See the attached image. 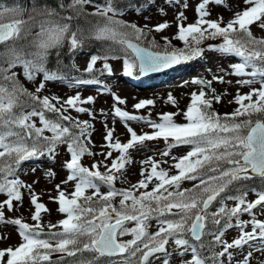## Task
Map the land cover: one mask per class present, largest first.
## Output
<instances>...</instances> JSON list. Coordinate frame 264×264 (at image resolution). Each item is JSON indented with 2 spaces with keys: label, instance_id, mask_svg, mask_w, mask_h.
Listing matches in <instances>:
<instances>
[{
  "label": "snow or ice",
  "instance_id": "6c2138e0",
  "mask_svg": "<svg viewBox=\"0 0 264 264\" xmlns=\"http://www.w3.org/2000/svg\"><path fill=\"white\" fill-rule=\"evenodd\" d=\"M166 3L175 7L179 0ZM223 3L201 0L191 24L184 23L187 17L183 11L177 12L174 35L183 42L182 48L172 45L169 37L162 38L163 45L149 39L153 31L160 33L170 27L166 21L142 28L117 19L124 8L115 0H57L55 6L46 0H32L31 8L0 5V224L15 227L21 237L17 247L0 250V264H51L54 254L65 264H172L173 256L180 264H251L254 252L264 254V221L257 219V213L264 215V37L252 32L253 26L264 30V0H243L245 6L226 23L222 18L208 19V6ZM86 5H95L94 11L85 12ZM180 6L187 8V4ZM80 20L91 26L86 30ZM92 41L110 43L89 55L84 71L92 78L75 77L77 88L100 85L96 72L113 75L110 60H122L125 77L163 72L203 58L205 51L238 57L239 62L229 69H218L210 82L200 78L190 81L200 90L190 94L186 109L159 114L155 121L150 114L146 117L123 110L118 105L126 101L112 95V116L124 125L129 138L121 142L114 128L106 125V145L101 146L106 150L97 154L88 147L92 124L77 118L80 114L95 118L96 112L85 107L94 104L95 98H84L79 91L66 99L40 95L48 82L67 78L59 62L62 50L74 55ZM205 41L222 42L205 48ZM53 51L57 71L46 67ZM101 61L102 67H98ZM16 68L21 71H14ZM21 75L35 84L34 92L23 87L18 79ZM228 76L237 77L235 83L250 91H237V107L221 115L213 104L222 102V95L211 84H231L225 79ZM256 84L259 88L252 87ZM98 90L108 94L107 89ZM154 103L152 99L140 100L133 108L141 110ZM165 103L177 106L172 94ZM100 114L107 115L103 110ZM177 115H182L185 123H177ZM37 119L39 126L34 122ZM129 121L140 122L151 131L138 134ZM161 140V159L149 156L140 161L142 178L138 183L128 189L115 187L133 162L130 150H144L145 142ZM61 146L70 155L62 165L68 175L61 183L72 182L74 188L66 193L56 185L57 196L50 199L65 218L58 224L49 223L45 231L42 213L50 210L38 202L33 185L24 184L19 174L28 161L48 159L54 163ZM181 146L189 150L182 157L173 156L172 151ZM85 155H101L103 160L85 167L81 160ZM164 164L168 168L161 167ZM100 166L106 170L99 171ZM171 169L176 174H171ZM42 175L54 177L48 170ZM257 180L258 185L247 183ZM185 182L192 186L184 187ZM89 190L91 194H87ZM24 191L34 210L33 224L5 216V209L14 211L22 206ZM249 192L256 197L252 201L247 199ZM117 197L118 206L113 204ZM228 201L234 206L229 207ZM245 214L249 220L242 219ZM152 221L156 230L149 232ZM129 223L134 226L129 227ZM249 225L251 231H246ZM232 228L239 236L228 242L223 237ZM124 236L132 238L123 241L120 238ZM245 246H249L246 255L236 260L235 250L243 253ZM217 247L221 250L216 251Z\"/></svg>",
  "mask_w": 264,
  "mask_h": 264
},
{
  "label": "rangeland",
  "instance_id": "374dc122",
  "mask_svg": "<svg viewBox=\"0 0 264 264\" xmlns=\"http://www.w3.org/2000/svg\"><path fill=\"white\" fill-rule=\"evenodd\" d=\"M157 4L152 8L145 10L143 12H133V11H124L122 16H118L121 20H124L127 23H135L140 27H144L147 24L150 28L152 26L158 25L159 23L168 22L170 27L166 30H163L160 33L152 32L149 36V39H155L159 44L163 41V37L171 38V43L175 47L181 46V41L175 38V33L177 32V21L176 14L177 12L183 11L184 15L187 17V20L184 21L185 24L194 23L197 18L195 13V8L201 0H179V4L175 7L170 6L166 3V0H156ZM187 4V8L184 9L180 5ZM245 5L243 0H224L223 6H217L210 4L208 10L210 11V16L208 19L216 20L222 18L223 22H227L233 17L234 12L241 10ZM161 9L163 11H161ZM148 18V19H145ZM127 20V21H126ZM252 32L256 37H264V30L253 26ZM222 41H205L203 47L207 48L205 45L217 44ZM165 43V41H164ZM233 56H223L214 51H205L203 53V58H198L191 62H186L181 65H177L174 69L169 72H166L167 75L161 78L163 72H159L156 75H146V76H136L125 77L122 75V60H110V67L113 69V75L103 77V80H100L102 84L95 86H90L87 88H77L76 85L72 83L64 84L60 81L48 82L45 90L40 93L42 96H56L61 99H66L70 96L76 95L77 91L79 94L87 98L89 96L95 98L94 104L85 105V107L91 108L96 112V116L93 119H90L86 114H80L77 118L79 120H89L92 124L90 143L88 147L94 153L99 154L102 151H105L106 148H102V145H106L104 139L107 128H114L115 137L119 138L121 142H127L129 134L120 122L118 118L114 119L112 116V105L113 99L112 95H117L120 98L124 99L126 103L124 105H118L123 110L128 111L130 114L142 115L148 117L150 114V119L157 120L159 114L163 113H175L178 110H185L187 105L190 102V94L192 92H198L200 89L198 86L190 83L193 79L200 78L205 81H212V76L218 73V69H229V66L233 63H236L233 60ZM89 62L88 55H82L74 63L75 66L79 69H85L87 63ZM102 61L98 62V67H102ZM188 67V68H187ZM186 69V70H185ZM225 79L231 80V84L227 83H218L212 82L211 87L216 89L218 94L222 95V102H218L216 108H220L223 113H231L234 110V107L237 105L234 102V96L239 91L240 94H247L250 89L249 87H239L235 81L237 77L228 76ZM39 78L37 83H39ZM104 88L108 90V94H104L102 91L98 90L99 88ZM252 87L259 88V84L253 85ZM169 94H172L174 99L177 101V106L171 104H166L165 100ZM152 99L154 100L153 106H146L144 109L135 110L133 106L140 100ZM232 101V102H230ZM246 103V102H245ZM214 107V105H213ZM101 110L107 115H101ZM70 114L77 116L74 111L70 110ZM177 123H185V120L182 115H177L174 117ZM34 122L39 126V121L34 120ZM129 125L138 133L150 132L151 129L143 125L140 122L129 121ZM48 134V133H45ZM147 148L140 151L130 150L132 152V163L126 166L124 170V175L122 180L115 182V187L118 189H128L133 184H137L141 177V164L140 161L146 159L149 156H153L154 159L160 160L161 157L158 155V149L162 150L164 147V142L161 141H152L145 142ZM189 150L187 146H181L172 151V155L176 157H182ZM154 153H157L154 155ZM117 153L113 152V157ZM70 155L66 153L64 146L59 147L57 155L55 156V162L51 163L48 159H41L39 161L32 160L25 162L22 166V171L19 174V179L27 185H33L35 194L38 197V202L43 203L49 212L42 213V223L45 228L49 223L58 224L61 219H64L65 216L58 212V204L53 202L50 197L57 196L56 185H60L61 189L66 193H70L74 184L69 182L68 184H62V181H65L68 172L62 167L68 160ZM169 163H174L170 158ZM82 164L85 167L91 168V165L94 162H99L103 160V156L96 155L95 157L85 155L81 158ZM148 167V166H145ZM161 167L168 168V164L161 165ZM33 168L35 171L33 172ZM48 170L54 173L52 179H46L42 172ZM99 171L103 172L106 169L103 166H100ZM171 174H176L175 169L170 170ZM34 181H39L38 183L33 184ZM151 187V185H150ZM184 187H191V185H184ZM106 189L102 188L101 191ZM135 191V190H134ZM143 191V190H141ZM87 194H91V191ZM23 201L22 206L18 207L14 211H8L5 209V216L8 219L20 218L24 222L33 224L31 220V215L33 214L32 206L29 203V195L27 191L22 193ZM256 197L254 194H248L247 199L249 201L254 200ZM3 200V197L0 196V201ZM113 204H119V197L113 200ZM229 207L234 206L233 202H227ZM242 219L249 220V216L245 214ZM257 219L264 221V215L257 213ZM134 226L130 224L129 227ZM156 230V222L152 221V226L149 228V232H154ZM246 231H251V225L246 228ZM0 236L4 237L0 239V250L7 249L9 247L15 248L21 243V237L18 235V231L15 227L10 225L0 224ZM239 236L237 229L232 228L228 229L223 237L224 240L231 242ZM131 236H124L120 239L123 241L131 239ZM172 250V246L169 245V251ZM221 249L218 248V251ZM249 250V246H245L243 253L239 249L236 251V260H241L243 255H246ZM239 251V252H238ZM60 257L59 254H54L50 259ZM261 261H264V254L260 252H254L251 264H260ZM154 264H158L157 261H154ZM172 264H180L179 258L176 256L172 257ZM227 264V262H226Z\"/></svg>",
  "mask_w": 264,
  "mask_h": 264
},
{
  "label": "trees",
  "instance_id": "16d2710c",
  "mask_svg": "<svg viewBox=\"0 0 264 264\" xmlns=\"http://www.w3.org/2000/svg\"><path fill=\"white\" fill-rule=\"evenodd\" d=\"M41 3L45 2V0H40ZM46 2L52 6L56 5L57 0H46ZM65 2H67V0H65ZM97 2H102V0H97ZM117 6L124 8L125 10H138V9H142L143 7H150L153 2V0H115ZM0 5H4V6H16V5H20V6H25L27 8H31L32 6V0H0ZM93 9H89L88 5L85 6V12H92L94 11L95 5H91L90 6ZM26 18V15H25ZM117 19H120L118 17H116ZM90 20H92L94 22V18L89 17ZM78 23L81 24L82 27H84L86 30L87 28H89L91 25L90 24H86L83 20L78 21ZM35 31V30H34ZM108 43L110 42H100V41H92L90 43L87 44V46L83 47L81 51L76 52L74 55L72 53H69L67 51V49H63V55L59 58V62H60V66H61V70L62 72L66 75V77L68 79H74L75 81V77H82V78H92V74H87L85 72H77L75 70V66L73 65V61L83 55V54H96L98 52L101 51V49L108 47ZM161 45H163V42H160ZM184 46V45H183ZM182 46V47H183ZM46 67L50 70V71H57V57L55 55V51H53L52 55L49 57V60L46 64ZM14 71L16 72H20L21 69L20 68H16L14 69ZM96 78H99V76H101V74L99 72L95 73ZM20 83L23 85V87L25 89H27L29 92H34L35 91V87L33 83H30L28 81H26L23 76H19L18 77ZM80 86H87V85H80ZM41 95V94H40ZM42 96V95H41ZM215 110V107H214ZM218 114H222L219 110H215ZM248 184H253L255 183L256 185L259 184V181H248Z\"/></svg>",
  "mask_w": 264,
  "mask_h": 264
}]
</instances>
